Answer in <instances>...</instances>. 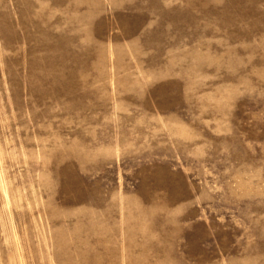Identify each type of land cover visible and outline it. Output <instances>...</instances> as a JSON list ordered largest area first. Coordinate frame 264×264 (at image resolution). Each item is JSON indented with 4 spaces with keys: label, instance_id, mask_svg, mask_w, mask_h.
I'll return each instance as SVG.
<instances>
[{
    "label": "rangeland",
    "instance_id": "374dc122",
    "mask_svg": "<svg viewBox=\"0 0 264 264\" xmlns=\"http://www.w3.org/2000/svg\"><path fill=\"white\" fill-rule=\"evenodd\" d=\"M0 264H264V0H0Z\"/></svg>",
    "mask_w": 264,
    "mask_h": 264
}]
</instances>
